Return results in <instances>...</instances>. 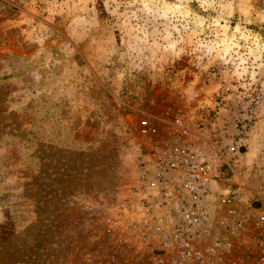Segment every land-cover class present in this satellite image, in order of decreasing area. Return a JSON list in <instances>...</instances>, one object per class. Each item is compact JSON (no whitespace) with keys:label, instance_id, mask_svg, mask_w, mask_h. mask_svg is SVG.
<instances>
[{"label":"rangeland","instance_id":"obj_1","mask_svg":"<svg viewBox=\"0 0 264 264\" xmlns=\"http://www.w3.org/2000/svg\"><path fill=\"white\" fill-rule=\"evenodd\" d=\"M171 143L228 161L192 262L264 264V0H0V264H171L134 226Z\"/></svg>","mask_w":264,"mask_h":264},{"label":"built area","instance_id":"obj_2","mask_svg":"<svg viewBox=\"0 0 264 264\" xmlns=\"http://www.w3.org/2000/svg\"><path fill=\"white\" fill-rule=\"evenodd\" d=\"M147 124L144 120L143 125ZM212 147V152L204 155L191 144L171 143L164 149L156 146L155 158L141 161L139 185L149 204L145 216L134 226L147 229L143 238L157 240L170 255L171 264H200L192 261L204 257L195 242L211 217L214 186L220 179L219 162L228 163L222 149ZM236 193L237 190L219 193L218 208L232 205ZM228 211L235 215L234 209ZM232 223L237 225L236 217Z\"/></svg>","mask_w":264,"mask_h":264}]
</instances>
